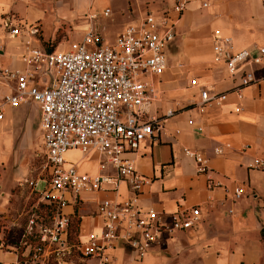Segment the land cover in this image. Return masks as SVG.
<instances>
[{"label":"built area","instance_id":"obj_1","mask_svg":"<svg viewBox=\"0 0 264 264\" xmlns=\"http://www.w3.org/2000/svg\"><path fill=\"white\" fill-rule=\"evenodd\" d=\"M190 1L176 0L170 9L157 13L144 11L110 43L103 42L93 25L96 13L88 14L90 23L80 40L52 49L39 40L37 23L21 26L5 21L6 36L19 38L21 49L19 66L3 65L0 59V119L4 105L34 102L39 108L44 150L38 179L43 185L37 188L36 181L33 183L38 200L53 205L52 221L37 228L43 253L48 254L54 244L67 248L71 216L66 207L72 197L87 193L111 195L97 201L100 230L78 244L84 264H124L119 250L130 256V264H142L146 251L162 234L197 225L201 214L197 205L172 212L142 206L139 194L147 178L125 156L152 137L160 122L174 113L172 108L162 114H148V110L158 94L155 79L166 68L164 47L174 38L176 21ZM199 1L202 7L212 3ZM103 14L107 15L108 9ZM2 49L0 39V56ZM257 49V53L234 49L230 36L219 30L212 33L215 57L224 62L229 76L238 75L237 88L258 79L246 68L260 62L264 45ZM220 97L201 87L197 105L203 110L207 102ZM69 148L84 154L97 152L100 165L109 163L113 171L80 170L65 157ZM185 151L194 157L198 171L207 169L200 153L189 148ZM121 183L132 193L126 198H116ZM242 191L241 186H234L233 198L240 197ZM28 228L32 229L31 223Z\"/></svg>","mask_w":264,"mask_h":264},{"label":"crops","instance_id":"obj_2","mask_svg":"<svg viewBox=\"0 0 264 264\" xmlns=\"http://www.w3.org/2000/svg\"><path fill=\"white\" fill-rule=\"evenodd\" d=\"M96 1L58 0L59 3L51 7L49 3L34 5L33 0H0V39L3 43L0 59L5 57L8 64L20 65V39L6 36L5 21L10 20L21 26L38 24L36 20L41 21L46 11H41L43 16H40L33 14L31 8L46 6L52 23L53 18L64 20L81 13H84V20L87 22L88 14L96 13L93 9ZM240 1L242 11L239 15L230 11L227 4L220 1L209 10L207 18L211 27L207 30V45L200 40L184 41L179 45L173 61H169L166 54L173 39L165 45L166 68L155 79L158 94L149 106L148 114H162L168 108L174 109V113L161 121L160 129L152 137L141 141L137 150L125 153V156L134 161L137 170L147 178L139 194L142 206H152L165 212L192 205L200 208L197 225L185 233L190 235L200 232L206 235L209 244L201 248V251L206 252L204 264H250L248 259L257 251L249 248L245 235L249 227H260L264 223V55L260 62L246 67L253 70L258 79L237 88L238 75L229 76L224 62L217 60L212 50L213 29L230 36L234 49L248 48L252 53H257V47L264 45V1ZM194 2H197L196 9L201 7L199 1ZM185 10L186 8L177 19L176 26ZM42 32L40 30L38 35L43 34L42 39L47 40L49 44L58 36L53 35L51 30L47 35ZM192 79H196V82L192 83ZM201 87L209 89L210 93L221 95L219 99L207 102L203 110L197 105ZM25 104L37 106L34 102L2 106L0 165L11 154L8 136L3 135L1 126L11 123L12 112L23 116L19 124L25 126L27 133L25 140L21 138L22 135L19 140L15 137L18 146L27 144V140L34 144V140H39L40 136L43 154L39 108L37 106L38 120L31 124L25 115L28 106ZM186 148L201 154L207 166L205 171L197 170L196 161L186 153ZM218 149L220 151H217ZM16 152L18 158L19 152ZM71 152L81 155L80 158L71 160L80 170L89 173L113 171L109 163L100 165V157L95 151L84 154L78 148H69L65 153ZM90 160L91 164L85 163ZM0 169L1 214L8 208L10 187L15 183H22L26 169L25 165L14 172L3 170L2 167ZM3 176L7 177L6 181ZM34 181L39 188L38 176ZM236 185L241 186L243 191L240 197L234 199L233 188ZM131 194L126 184L121 183L116 198H126ZM110 195L109 192H97L72 197L66 210L70 216L79 218L80 240L100 230L102 220L96 214L97 201ZM181 231L185 230L175 232L179 234ZM164 235L169 236L162 234L160 239ZM234 241L244 243L232 250ZM118 256L123 263L130 264L131 258L125 252L119 250ZM17 260L16 251L11 247H3L0 243V264H17Z\"/></svg>","mask_w":264,"mask_h":264},{"label":"rangeland","instance_id":"obj_3","mask_svg":"<svg viewBox=\"0 0 264 264\" xmlns=\"http://www.w3.org/2000/svg\"><path fill=\"white\" fill-rule=\"evenodd\" d=\"M174 1L175 0H97L93 4L94 12L97 13L93 25L103 42L110 43L114 41L126 22L138 18L144 11L157 13L163 9H170ZM194 1L199 0H193L188 3V8L186 7L184 15L176 26L177 33H175L173 40L169 44V49L167 48L166 51L169 61L175 60V53H177L179 45L184 41L200 40L202 41L201 43L208 44L209 38L207 37L209 32H207V30L211 25H209L207 15L209 10L213 8L216 3L219 1L221 3H226L229 10L237 15L242 11V2L240 0H212L211 5L207 7L201 6L198 9H196L197 2L195 3ZM42 3H49L50 6L53 7L59 2L58 0H33L32 2V4L37 6H40ZM219 6L222 7L221 4H219ZM106 9H108V15L103 14V11ZM44 10L46 11L43 13L45 17L41 19V21L40 19L36 20L38 21L37 25L45 35L49 34L50 30L53 35H58L53 43H50V47L65 46L69 42L80 40L85 27L90 23L84 20V13L64 20H56L53 18L52 23L51 14L47 12L46 6L43 8H31L33 14H39L40 16H43L40 13ZM192 13L194 15H192ZM195 17L198 19H195ZM84 24H86V26H84ZM214 30L215 29H213L212 32ZM63 33L65 35H63ZM43 36V34L41 36L38 35V38L48 46L49 42L43 40ZM11 47L13 46L11 45ZM1 63L6 65L8 64V60L2 57ZM37 109L35 104L26 106L25 115H27L31 124L38 120ZM16 113L12 112L11 123L1 126L4 130L3 135L8 136L11 154L6 161H2L0 168L2 167L3 170L14 172L20 166L25 165L26 172L22 183H15L10 187L11 194L9 196V203L7 204L8 208L0 214V243L3 247H11L16 251L18 256L17 264H84L86 260L78 248V244L81 241L80 237L71 226H69L67 232V248L65 250L60 248L58 244H54L51 247L52 250L48 254L43 253V245H41L37 238V228L41 224H49L52 221V213L48 208L42 205L44 202L38 200V193L32 182L39 175L43 161L41 140L39 136V140L38 138L35 139L34 141H36V143L34 144H30L28 142L29 140H27V144L25 143L23 146H18L15 137L19 140L22 135L21 138L25 140L27 133L25 131V126L19 124L23 116ZM11 125H13L12 128L10 127ZM17 125L20 127H17ZM23 128L24 130H22ZM16 151L19 152L18 158ZM65 157L69 160H73V158H80L81 155L77 152H71L65 153ZM85 163L91 164L92 160H90V162L85 161ZM3 177L6 181L7 177ZM42 185V181H39L38 187ZM74 217L76 216L72 215L70 220L72 221ZM30 223L32 224V229L29 230L28 225ZM190 230L192 229L181 231L179 234L174 232L173 234H169V236L164 235L157 242H153L143 256L142 264H204L206 252L201 251V248L209 244L206 239L207 237L200 232L187 235L185 232ZM245 238L246 241H248L249 248L257 251V253H254L253 256L248 259V263L264 264V223L260 227H249ZM240 243L244 242L240 241L237 243V241H234L231 246L232 250L238 248ZM124 264H127V262Z\"/></svg>","mask_w":264,"mask_h":264},{"label":"trees","instance_id":"obj_4","mask_svg":"<svg viewBox=\"0 0 264 264\" xmlns=\"http://www.w3.org/2000/svg\"><path fill=\"white\" fill-rule=\"evenodd\" d=\"M50 46H51V44H49L47 46L48 49H52V48L55 47V46L54 47H50ZM42 205L45 206L46 208H48L51 211V213H52V211H53V205L52 204H50V203H42ZM69 226H71L72 228H74V230L78 234V232H79V218L78 217H74L72 219V221L70 220L69 225H68V229H69ZM67 232H68V230H67ZM225 264H228V263H225Z\"/></svg>","mask_w":264,"mask_h":264}]
</instances>
